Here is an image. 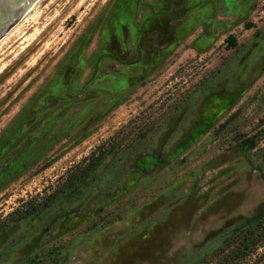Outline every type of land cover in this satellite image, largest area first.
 <instances>
[{"label":"rangeland","instance_id":"rangeland-1","mask_svg":"<svg viewBox=\"0 0 264 264\" xmlns=\"http://www.w3.org/2000/svg\"><path fill=\"white\" fill-rule=\"evenodd\" d=\"M16 27L0 264H264V0H39Z\"/></svg>","mask_w":264,"mask_h":264},{"label":"water","instance_id":"water-1","mask_svg":"<svg viewBox=\"0 0 264 264\" xmlns=\"http://www.w3.org/2000/svg\"><path fill=\"white\" fill-rule=\"evenodd\" d=\"M39 0H0V39L13 29Z\"/></svg>","mask_w":264,"mask_h":264},{"label":"trees","instance_id":"trees-1","mask_svg":"<svg viewBox=\"0 0 264 264\" xmlns=\"http://www.w3.org/2000/svg\"><path fill=\"white\" fill-rule=\"evenodd\" d=\"M107 153V150H105L103 146H99V151L92 152L89 156L84 158V162L71 167L68 170L66 178H64V182L61 185V187H63L62 189L73 185L76 183V181L84 182L89 177V175L94 172L101 164Z\"/></svg>","mask_w":264,"mask_h":264},{"label":"bare ground","instance_id":"bare-ground-1","mask_svg":"<svg viewBox=\"0 0 264 264\" xmlns=\"http://www.w3.org/2000/svg\"><path fill=\"white\" fill-rule=\"evenodd\" d=\"M16 27V26H15ZM17 28V27H16ZM12 30V29H11ZM24 32V31H23ZM4 37V36H3ZM1 42V41H0Z\"/></svg>","mask_w":264,"mask_h":264}]
</instances>
